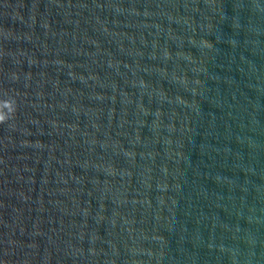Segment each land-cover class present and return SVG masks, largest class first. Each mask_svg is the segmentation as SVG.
<instances>
[{"label": "water", "instance_id": "95a60500", "mask_svg": "<svg viewBox=\"0 0 264 264\" xmlns=\"http://www.w3.org/2000/svg\"><path fill=\"white\" fill-rule=\"evenodd\" d=\"M0 264H264V0H0Z\"/></svg>", "mask_w": 264, "mask_h": 264}]
</instances>
